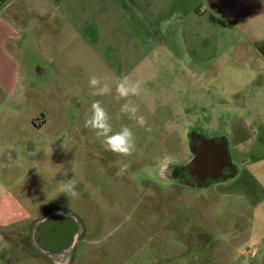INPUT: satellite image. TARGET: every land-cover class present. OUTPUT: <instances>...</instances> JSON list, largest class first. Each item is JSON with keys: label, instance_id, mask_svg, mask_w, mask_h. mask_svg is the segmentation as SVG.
<instances>
[{"label": "rangeland", "instance_id": "1", "mask_svg": "<svg viewBox=\"0 0 264 264\" xmlns=\"http://www.w3.org/2000/svg\"><path fill=\"white\" fill-rule=\"evenodd\" d=\"M90 24L69 43L56 39L53 52L12 51L0 66V178L16 200L5 202L7 216L45 219L60 211L80 218L79 264H264V209L252 210L213 187L235 172L230 160L240 164L242 157L223 136L239 116L230 97L251 99L247 116L255 131L247 154L264 155V54L243 38L170 37L126 22ZM236 40L247 47L234 52L218 45ZM51 56L64 62L50 63ZM91 75L139 82L140 94L131 99L146 126L121 114L123 101L114 96H91ZM94 100L109 112L114 131L133 128L131 156L105 151L84 127ZM43 116L48 122L38 130L32 118ZM208 143L222 156L216 143H223L229 172L207 176L213 166L206 155L202 176L193 170L196 153L209 150L200 144ZM69 180L77 182L76 196L62 192ZM7 228L8 251L25 261L14 233L20 228L27 236L31 228Z\"/></svg>", "mask_w": 264, "mask_h": 264}, {"label": "crops", "instance_id": "2", "mask_svg": "<svg viewBox=\"0 0 264 264\" xmlns=\"http://www.w3.org/2000/svg\"><path fill=\"white\" fill-rule=\"evenodd\" d=\"M94 21L126 22L133 30L150 35L159 33L205 40L243 38L264 54V0H0V66L7 65L6 59L12 51L19 54L53 52L56 39H67L69 43L70 37L87 33ZM218 45L232 47L234 52L247 47L241 40L222 41ZM58 48L59 53L65 52L63 45ZM15 62L20 63L16 58ZM49 62L64 60L51 56ZM230 99L238 101L239 116L228 122L230 125L223 136H226L228 149L232 143L239 148L242 157L240 164L230 158L235 166L234 175L215 182L213 187L220 195L237 196L241 204L252 210L264 209V155L249 157L250 149L246 147L255 131L247 116L246 102L251 99L246 94L238 100ZM32 120L38 130L44 129L48 122L44 116L39 122ZM253 122L256 123L255 119ZM14 197L0 178V264H79L83 260L82 252L74 254L85 228L80 218L60 211L45 219L27 212L25 217H8L5 202L8 198L16 201ZM20 208L23 211L22 206ZM12 223L31 228L27 236L19 231L23 227L15 228L14 237L19 238L26 256L22 262L8 251L12 231L7 227Z\"/></svg>", "mask_w": 264, "mask_h": 264}, {"label": "clouds", "instance_id": "3", "mask_svg": "<svg viewBox=\"0 0 264 264\" xmlns=\"http://www.w3.org/2000/svg\"><path fill=\"white\" fill-rule=\"evenodd\" d=\"M89 94L91 96H114L117 102L123 101L120 106V113L133 119L137 126L145 127L146 118L139 114V106L131 97L140 94L141 85L139 82H130L125 77L116 79L91 75L88 79ZM119 118V117H117ZM112 117L102 106L101 102L94 100L91 103L90 114L85 118L84 127L88 128L100 140L105 151L112 152L118 156H131L136 151V134L132 127L122 126L119 130L113 129ZM76 181L69 180L62 192L68 196H76Z\"/></svg>", "mask_w": 264, "mask_h": 264}, {"label": "flooded vegetation", "instance_id": "4", "mask_svg": "<svg viewBox=\"0 0 264 264\" xmlns=\"http://www.w3.org/2000/svg\"><path fill=\"white\" fill-rule=\"evenodd\" d=\"M215 144V143H214ZM217 146H219L220 148L223 149V152L225 153V156L218 152V150L214 149V148H210L211 145L208 143L206 145H203V144H200V146L204 148L207 147L209 150L206 151V152H203L202 150H199L197 153H196V160H200V164L196 161V163L192 166L193 170L194 171H197V175L198 176H202V173H203V166L204 164L201 163V161H203L204 159H209L211 161V166L212 169H208L206 171V175L209 177H215V176H218V175H224L225 173L229 172L230 169H231V165L229 164V161H228V153L226 152V150L224 149V145L223 143H216ZM203 155L205 156L204 159H203ZM202 156V157H201ZM213 163V164H212Z\"/></svg>", "mask_w": 264, "mask_h": 264}, {"label": "trees", "instance_id": "5", "mask_svg": "<svg viewBox=\"0 0 264 264\" xmlns=\"http://www.w3.org/2000/svg\"><path fill=\"white\" fill-rule=\"evenodd\" d=\"M234 173H235V172H233V174H231V175H228L227 177H230V176L234 175Z\"/></svg>", "mask_w": 264, "mask_h": 264}, {"label": "water", "instance_id": "6", "mask_svg": "<svg viewBox=\"0 0 264 264\" xmlns=\"http://www.w3.org/2000/svg\"><path fill=\"white\" fill-rule=\"evenodd\" d=\"M225 152V151H224ZM224 156H225V153H224Z\"/></svg>", "mask_w": 264, "mask_h": 264}]
</instances>
